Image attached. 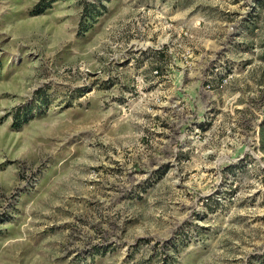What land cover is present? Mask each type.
Instances as JSON below:
<instances>
[{
	"label": "rangeland",
	"instance_id": "rangeland-1",
	"mask_svg": "<svg viewBox=\"0 0 264 264\" xmlns=\"http://www.w3.org/2000/svg\"><path fill=\"white\" fill-rule=\"evenodd\" d=\"M39 1L0 0V264H264V0Z\"/></svg>",
	"mask_w": 264,
	"mask_h": 264
},
{
	"label": "built area",
	"instance_id": "built-area-1",
	"mask_svg": "<svg viewBox=\"0 0 264 264\" xmlns=\"http://www.w3.org/2000/svg\"><path fill=\"white\" fill-rule=\"evenodd\" d=\"M216 71H218L217 70V68H215V73L213 74L214 76V78H215V80H218V82H220V84H221V82H225L226 81V78H225V76H226V74H223L222 72L217 76V72ZM206 86L207 87H209L210 85L209 84H206Z\"/></svg>",
	"mask_w": 264,
	"mask_h": 264
},
{
	"label": "trees",
	"instance_id": "trees-1",
	"mask_svg": "<svg viewBox=\"0 0 264 264\" xmlns=\"http://www.w3.org/2000/svg\"><path fill=\"white\" fill-rule=\"evenodd\" d=\"M43 2V0H40L37 4H36V8H38L39 5H41ZM37 12H41L42 10H36Z\"/></svg>",
	"mask_w": 264,
	"mask_h": 264
}]
</instances>
